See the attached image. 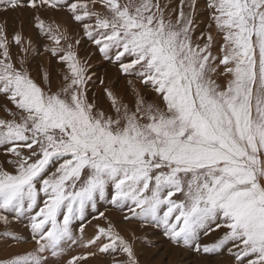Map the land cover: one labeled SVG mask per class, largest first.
<instances>
[{"label": "snow or ice", "instance_id": "1", "mask_svg": "<svg viewBox=\"0 0 264 264\" xmlns=\"http://www.w3.org/2000/svg\"><path fill=\"white\" fill-rule=\"evenodd\" d=\"M0 156V264H264V0H0Z\"/></svg>", "mask_w": 264, "mask_h": 264}, {"label": "rangeland", "instance_id": "2", "mask_svg": "<svg viewBox=\"0 0 264 264\" xmlns=\"http://www.w3.org/2000/svg\"><path fill=\"white\" fill-rule=\"evenodd\" d=\"M57 15L59 17L63 14H57ZM41 60L47 62L48 57L43 56L35 60L33 62V68H35L36 64L40 63ZM93 70L96 71L97 74L100 76H103L106 71L110 76L114 75L115 73V69H113L111 65H109L106 61H102L99 59L96 60ZM0 159H2V156H0ZM98 207L100 208V210H104L105 208L111 209V205H109L106 201H100ZM107 214L111 215L114 219L118 217V213H115L114 211H109ZM89 219H91V217H89ZM93 223H96V221H93ZM129 227L134 228L136 227V225L133 224L130 225ZM86 231L89 234H91L93 229L89 226V228H87ZM217 235H219V233L212 234L208 237H204L203 239L205 242L211 243L217 237ZM161 243H162V247L159 251V255L158 257L155 258L157 264H162V262H166V264H201L200 258L192 254L182 252L180 249L173 248L171 245L163 243V241ZM16 250H20V249L17 247ZM148 258L150 259L153 258L150 253L148 254ZM225 259L226 257L224 256H219V257L214 256L210 258V264H218L219 261H223ZM90 264H104V261L101 260L100 258H97L96 260L90 261Z\"/></svg>", "mask_w": 264, "mask_h": 264}]
</instances>
